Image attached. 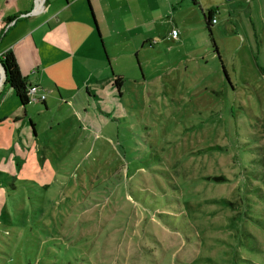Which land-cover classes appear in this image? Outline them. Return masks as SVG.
I'll return each mask as SVG.
<instances>
[{
  "label": "rangeland",
  "instance_id": "rangeland-1",
  "mask_svg": "<svg viewBox=\"0 0 264 264\" xmlns=\"http://www.w3.org/2000/svg\"><path fill=\"white\" fill-rule=\"evenodd\" d=\"M209 1L217 53L166 10L148 51L108 57L117 96L50 94L35 136L0 127V264H264V12Z\"/></svg>",
  "mask_w": 264,
  "mask_h": 264
},
{
  "label": "crops",
  "instance_id": "crops-1",
  "mask_svg": "<svg viewBox=\"0 0 264 264\" xmlns=\"http://www.w3.org/2000/svg\"><path fill=\"white\" fill-rule=\"evenodd\" d=\"M243 1L250 16L264 12V0ZM183 3L184 12L188 14L196 7L200 17L195 14L192 19L178 25L176 11ZM217 4L209 1L204 5L201 0H196V5L192 0H14L11 11L6 15L0 14V57L11 51L22 77L29 86L38 87L39 93L46 94V98L44 102L22 107L11 89L0 81V127L8 125L9 118L14 124L27 120L35 136L36 123L29 107L36 104L48 110L47 96L50 94L56 93L62 102L69 104L70 99L84 91L89 103L92 93L109 86L117 96L123 87V78L114 76L112 72L109 76L106 74L110 68L108 57L113 60L118 55L117 48L124 50L126 56L134 54V57L148 51L152 40L160 37L157 31L166 25L163 22L166 21V10L174 11L171 25L180 30L172 40H179V36L182 41L188 39L190 31L202 33L205 25L203 14L213 9L215 15H219ZM220 5L223 7L222 3ZM237 6L240 5L232 4L230 7ZM226 13L228 19L234 16L233 10ZM211 24L216 25V19ZM243 26L248 39L250 28L245 23ZM115 78L122 80L119 89L113 85ZM0 80L4 82L2 71ZM4 89L6 93L3 94L1 91ZM6 104L8 106L4 108ZM85 119L86 116L82 118Z\"/></svg>",
  "mask_w": 264,
  "mask_h": 264
},
{
  "label": "trees",
  "instance_id": "trees-1",
  "mask_svg": "<svg viewBox=\"0 0 264 264\" xmlns=\"http://www.w3.org/2000/svg\"><path fill=\"white\" fill-rule=\"evenodd\" d=\"M193 4L196 5V0H192ZM215 15V10L210 9L205 14H203L205 28L210 37L213 49L217 52L216 45L211 38V26L213 17ZM0 66L3 68L5 76H4V86H8L15 97L18 99L20 105L25 107L29 104L27 97V89L29 87L27 80L22 77L19 67L17 65L16 59L11 51H7L0 57ZM122 84V80L120 78H115L113 81V85L119 89Z\"/></svg>",
  "mask_w": 264,
  "mask_h": 264
},
{
  "label": "built area",
  "instance_id": "built-area-1",
  "mask_svg": "<svg viewBox=\"0 0 264 264\" xmlns=\"http://www.w3.org/2000/svg\"><path fill=\"white\" fill-rule=\"evenodd\" d=\"M172 38H176L177 32L172 31ZM27 97L29 103H40L44 102L46 95L39 93V88L34 86H29L27 89Z\"/></svg>",
  "mask_w": 264,
  "mask_h": 264
},
{
  "label": "water",
  "instance_id": "water-1",
  "mask_svg": "<svg viewBox=\"0 0 264 264\" xmlns=\"http://www.w3.org/2000/svg\"><path fill=\"white\" fill-rule=\"evenodd\" d=\"M226 1H228V2H232V1H235V0H226ZM1 67V66H0ZM1 69H2V74H3V77L5 76V73H4V70H3V68L1 67Z\"/></svg>",
  "mask_w": 264,
  "mask_h": 264
}]
</instances>
